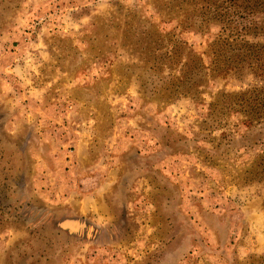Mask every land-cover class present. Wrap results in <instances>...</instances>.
Masks as SVG:
<instances>
[{
    "label": "rangeland",
    "instance_id": "obj_1",
    "mask_svg": "<svg viewBox=\"0 0 264 264\" xmlns=\"http://www.w3.org/2000/svg\"><path fill=\"white\" fill-rule=\"evenodd\" d=\"M248 2L0 0V264H264ZM110 167L108 215L69 216Z\"/></svg>",
    "mask_w": 264,
    "mask_h": 264
},
{
    "label": "crops",
    "instance_id": "obj_2",
    "mask_svg": "<svg viewBox=\"0 0 264 264\" xmlns=\"http://www.w3.org/2000/svg\"><path fill=\"white\" fill-rule=\"evenodd\" d=\"M78 155L81 160L71 159V161H75L79 165V163L82 162L85 158V151L80 144L77 148V156ZM106 166L107 164H105V167ZM92 172L93 174H91ZM91 173H88L80 180V183L84 185V187H82V190H85V192L87 193H83L81 198L75 201V204H73L74 198L70 199L72 204L68 207L66 212L69 216L75 215L77 218L84 215H103L105 218V216L108 215L107 210H103V208L101 207V199L115 183L118 172L115 168L110 167L109 169L107 168L105 172H102V170L94 169L93 171H91ZM89 187L93 190H90Z\"/></svg>",
    "mask_w": 264,
    "mask_h": 264
},
{
    "label": "trees",
    "instance_id": "obj_3",
    "mask_svg": "<svg viewBox=\"0 0 264 264\" xmlns=\"http://www.w3.org/2000/svg\"><path fill=\"white\" fill-rule=\"evenodd\" d=\"M252 1V0H251ZM246 4H245V10H250L251 12L253 11V9H255L256 7H258V4H250V2H248V0H245Z\"/></svg>",
    "mask_w": 264,
    "mask_h": 264
}]
</instances>
